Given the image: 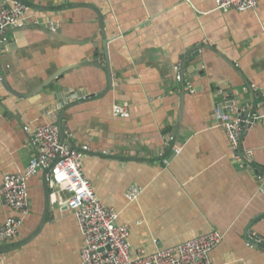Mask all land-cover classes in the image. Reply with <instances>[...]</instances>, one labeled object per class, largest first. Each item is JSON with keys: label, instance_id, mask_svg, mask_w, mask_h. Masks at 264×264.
<instances>
[{"label": "crops", "instance_id": "obj_1", "mask_svg": "<svg viewBox=\"0 0 264 264\" xmlns=\"http://www.w3.org/2000/svg\"><path fill=\"white\" fill-rule=\"evenodd\" d=\"M26 1L46 8L92 5L103 16L104 30L93 10L78 7L29 9L18 26L57 28L67 42L37 29L4 33L0 61L11 91L0 76V190L8 176L26 173L36 155L37 128L58 127L60 112L75 104L62 118L65 142L85 154L84 172L99 200L130 228L134 256L216 231L223 241L211 255L213 264H264V250L246 239L253 232L264 241V177L259 175V167L264 170V0L244 13L219 11L217 0ZM186 58L178 127L177 76ZM115 106L126 108L129 117L116 116ZM255 107L242 147L253 167L237 158L216 124L215 110L239 119L240 111ZM48 177L50 210L43 230L24 247L0 254V264H82L84 238L69 194ZM46 181L38 172L27 183L28 214L0 200V225L21 222L18 237L5 246L25 240L41 225ZM133 186L142 194L131 202L127 192Z\"/></svg>", "mask_w": 264, "mask_h": 264}, {"label": "built area", "instance_id": "obj_2", "mask_svg": "<svg viewBox=\"0 0 264 264\" xmlns=\"http://www.w3.org/2000/svg\"><path fill=\"white\" fill-rule=\"evenodd\" d=\"M191 3L192 0H184ZM261 0H217L219 11L249 12L258 8ZM29 8L16 3L7 7L0 3V37L8 29L21 25ZM181 81L182 76H177ZM114 114L129 117L126 108L115 106ZM216 124L225 131L237 158L244 166L251 160L244 154V131L242 121L215 110ZM32 143L36 155L31 160L25 174L8 176L0 190V200L15 212L28 214L30 201L27 183L38 172L52 168L51 181L56 186H65L69 194L68 206L75 212L84 238L81 250L82 264H213L211 255L222 243L219 232H211L201 238L183 243L177 247L159 250L153 254L133 255L130 243V228L118 223L119 215L113 209L105 207L98 198L95 187L86 177L83 161L85 154L70 149L60 140L56 125H44L32 134ZM178 153V151H176ZM142 194L141 188L133 186L127 192L129 201H136ZM21 222L10 219L0 225V246L15 241L19 235Z\"/></svg>", "mask_w": 264, "mask_h": 264}, {"label": "water", "instance_id": "obj_3", "mask_svg": "<svg viewBox=\"0 0 264 264\" xmlns=\"http://www.w3.org/2000/svg\"><path fill=\"white\" fill-rule=\"evenodd\" d=\"M16 3H19V4H22L26 7H28L29 9H32V10H37V11H40V12H49V11H53V12H59V11H63V10H66V9H73V8H80V7H84V8H89L91 10H93L97 16L99 17V21H100V28L101 30H104V27H103V16L100 14L99 10H97V8H95L94 6L92 5H85V4H71V5H66V6H60V7H55V8H46V7H41V6H36L26 0H12ZM26 29H37V30H40L42 32H44L45 34L53 37V38H56L58 40H61V41H65L67 42V40L65 39V37L62 36V31L60 29H57V28H48V27H45V26H42V25H39L37 24L36 26H22V27H17L15 29V32H19L21 30H26ZM14 34V33H13ZM103 35H105L103 33ZM5 39H6V35H3L2 37H0V49L2 48V44L3 43H6L5 42ZM108 40L104 39V50H105V56H106V61L108 63V60H109V52H108ZM9 50L13 51L14 49L13 48H10ZM200 51H197V54L195 55L194 58H198L199 55H200ZM187 58L185 59L184 61V64H183V67L181 68V76H182V79H181V86H182V104H181V108H180V120H179V125L178 127L181 126V120H182V115H183V109H184V98H185V89L187 88V84L185 82V79H186V73H185V66L187 65ZM189 60H191V58H189ZM226 61H228V63L230 65L233 66V68L236 69V67L227 59ZM101 68V67H100ZM237 70V69H236ZM238 71V70H237ZM0 76H1V80L3 82V85L5 86V88L9 91H11V89L9 88L8 84H7V81H6V76L4 74V71H3V68H2V64H1V61H0ZM107 76L109 78V84H111V72L109 71V69H107ZM60 76H55L54 78L55 79H59ZM55 79L51 78L49 80H47L46 82H44L38 89H37V92L39 91H42L44 90L45 87H47L49 85L50 82H53ZM93 99V96H90L87 100L85 101H90ZM263 101H264V97H262ZM85 101H82V102H85ZM72 106H75V104H72L70 106H67L66 108H64V110H62L60 112V115H59V119H58V129H59V132H60V140L62 143H65V139H66V128L64 126V123L62 121V118L64 116V113L69 109L71 108ZM221 110V113L222 114H225V111L224 109L220 108ZM256 110V107L254 108L253 111H249V110H245V111H240L239 112V119L242 120V127H243V131H244V135L246 134V128H247V121L250 119V117L252 115H254V111ZM254 120H250V122H253ZM177 139V137L174 139V141ZM70 149H75L73 146L69 145V144H66ZM123 160H128L126 158H124ZM251 166L253 167H256V165L254 164V162H250ZM262 171L259 173V175L261 177H264V170L259 167V171ZM52 171V168L45 171L44 174H45V179H47L46 181V197H47V210L45 212V215L43 217V221L41 223V225L39 226V228L28 238H26L25 240L19 242V243H16V244H13V245H10V246H2L0 247V254H5L9 251H14V250H17V249H20L22 247H24L25 245H27L29 242H31L32 240H34L40 233L41 231L43 230V227L45 226L46 224V221L48 219V215H49V210H50V203H49V200H50V189H49V177L50 176V173ZM263 217V216H262ZM246 239L247 241L252 244L253 246L257 247V248H261L262 250H264V241L260 239L259 236H254L253 235V232H247L246 234Z\"/></svg>", "mask_w": 264, "mask_h": 264}]
</instances>
